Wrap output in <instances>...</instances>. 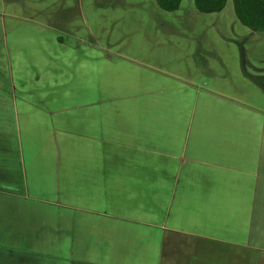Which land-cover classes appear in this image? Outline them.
<instances>
[{"label": "crops", "instance_id": "1", "mask_svg": "<svg viewBox=\"0 0 264 264\" xmlns=\"http://www.w3.org/2000/svg\"><path fill=\"white\" fill-rule=\"evenodd\" d=\"M14 45L28 59H0V264H264V72L197 51L160 75L130 60L144 78L117 90L98 59L53 75L51 43Z\"/></svg>", "mask_w": 264, "mask_h": 264}, {"label": "rangeland", "instance_id": "2", "mask_svg": "<svg viewBox=\"0 0 264 264\" xmlns=\"http://www.w3.org/2000/svg\"><path fill=\"white\" fill-rule=\"evenodd\" d=\"M58 38L65 47L53 44ZM31 41L51 43L53 75H74L75 63L98 59L101 75L117 90L144 78L130 60L145 62L160 75L163 70L178 72L182 68L172 60L190 59L192 53L198 58L197 51L208 60H248L254 66L244 69L264 72V31L244 26L233 0L217 12L198 10L194 0H182L172 12L161 9L156 0H0V59L27 60V48L14 44ZM63 54L65 66L60 65ZM107 59L113 62L109 68L102 64ZM82 70L90 73V65ZM86 84L67 81L68 90ZM156 99L161 102L156 96L145 101ZM125 104L124 99L117 103Z\"/></svg>", "mask_w": 264, "mask_h": 264}, {"label": "trees", "instance_id": "3", "mask_svg": "<svg viewBox=\"0 0 264 264\" xmlns=\"http://www.w3.org/2000/svg\"><path fill=\"white\" fill-rule=\"evenodd\" d=\"M182 0H156L157 5L168 12L179 8ZM227 0H194L196 8L202 12L222 10ZM235 14L240 22L252 31H264V0H233Z\"/></svg>", "mask_w": 264, "mask_h": 264}]
</instances>
